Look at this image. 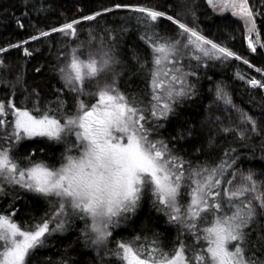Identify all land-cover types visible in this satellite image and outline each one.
Segmentation results:
<instances>
[{"label": "snow or ice", "instance_id": "obj_1", "mask_svg": "<svg viewBox=\"0 0 264 264\" xmlns=\"http://www.w3.org/2000/svg\"><path fill=\"white\" fill-rule=\"evenodd\" d=\"M10 7L0 12L34 31L0 46V69L9 49L27 62L41 51L29 42L50 43L44 62L9 72L0 99V264H264V163L251 167L256 139L264 161V95L249 96L251 114L229 80L209 76L249 62L230 46L233 23L251 52L264 47L253 36L264 34V0H113L61 23L49 0ZM115 11L122 24H81ZM236 76L264 90V79ZM58 145L56 161L42 158ZM29 199L45 205L30 227L14 218ZM145 201L139 234L117 241Z\"/></svg>", "mask_w": 264, "mask_h": 264}, {"label": "trees", "instance_id": "obj_2", "mask_svg": "<svg viewBox=\"0 0 264 264\" xmlns=\"http://www.w3.org/2000/svg\"><path fill=\"white\" fill-rule=\"evenodd\" d=\"M51 3V16L50 19L57 23L64 22L65 19H72L79 15H86L90 10H95L97 5L109 6L113 0H49ZM120 2V0H117ZM132 2H140L150 5H161L165 4L166 0H132ZM251 3H254L255 0H250ZM16 3V0H0V6L6 8L9 16L12 13V8L10 5ZM82 9V10H81ZM208 11L211 13L212 10L209 8ZM199 14V13H198ZM225 16H231V13L223 14ZM216 17L221 16L219 13H215ZM33 20L36 19V14L33 13ZM0 19H3V23H0V46L7 45L9 43H14L17 40L24 39L29 35L34 29L27 27V21H25V29H18L15 25L14 20L5 17L2 12H0ZM126 19L125 11H115L113 13L103 14L98 21H82V26L87 29L89 25L93 27L99 23L100 26H103L105 23L115 25L122 24ZM202 20L205 17H201ZM237 17H232L233 21L238 20ZM211 23V21H209ZM40 27V25H37ZM258 28L261 27L260 22L258 21ZM234 29V30H233ZM232 31V35L235 38V43L230 44L231 47L235 51L239 53L240 56L246 57L248 59V63H245L243 60L238 58H233L232 62L227 66L221 67L217 65L213 68L212 72H209V76H212L215 73V79H219L223 77L225 80H229L232 83L234 90V100L235 102L248 110L251 114H256V110L249 103V96L256 97L257 99L264 95V90L259 89L258 87L252 90V86L247 85L243 79L237 78L236 74L239 73L242 77H254L257 79H264V71H259V69L264 68V47H258L256 52H251V49L248 47L246 39H243V35L245 33V28L243 22L240 21L239 24L233 23L232 28L229 29ZM213 35H215L216 28L213 26L212 28ZM262 33H264V29H262ZM57 39H59L57 37ZM258 40H264V34L258 37ZM50 41L46 39H42L40 43H32L29 42V47L31 48H40V54L35 56V60H40L44 62L43 57L49 55V45ZM4 54H0L3 56ZM52 61H48L49 63L55 60L56 51L52 49L51 51ZM5 59L8 61V67L4 69H0V99L5 98V94L11 95V84H5V81H11L12 77L9 76V72H12V75H15V69L19 65L24 64L27 68H31L32 64L35 60H29L25 62L21 58V51L19 48L9 49ZM255 64L256 67L253 68L252 65ZM37 78L33 77L31 73L28 74V80L31 83L33 80ZM249 89L250 91H245V89ZM17 92H20L21 89L19 86L16 88ZM21 103L24 102L23 96L17 97ZM209 103L208 99L203 100V105L207 106ZM29 107H32L31 103H28ZM201 111L203 114L204 109H196ZM215 111V109H213ZM33 140H39L43 138H31ZM223 139V137L221 138ZM260 143L259 139L255 140V144L253 147L255 148L256 156L255 161L251 167L259 170L261 168V163L264 161H260V151L259 148L256 147ZM34 147L35 145H31ZM40 147H44L43 144L39 145ZM25 147H30L29 145H25ZM62 146H57L56 148H47L45 153L43 154V159L56 161L59 151ZM243 151V149H242ZM245 167H248L246 165ZM26 207H23V210L19 211L15 214L14 218L17 222L24 223L27 226H31L33 223H38L39 220L33 221L32 217H41L43 212L45 211V205L43 200H39L33 203L30 199L26 202ZM150 208V204L145 201L142 205L141 211H138L137 214L133 217L135 221L134 224H124L120 226V229L115 232V237L117 241L120 239L130 240L133 236L138 235L143 223L147 222L146 212ZM5 211V207L3 203H0V213ZM79 223V222H78ZM135 229V231H133ZM174 235V233H173ZM57 248H50L41 250L39 256H52L54 252H57ZM84 258L91 257L93 255L91 250L85 249Z\"/></svg>", "mask_w": 264, "mask_h": 264}, {"label": "rangeland", "instance_id": "obj_3", "mask_svg": "<svg viewBox=\"0 0 264 264\" xmlns=\"http://www.w3.org/2000/svg\"><path fill=\"white\" fill-rule=\"evenodd\" d=\"M250 3H251V2H250ZM226 13H231V12H230V11H227V12H225V13H219V14L223 15V14H226ZM242 22H243V21H242ZM253 36H254L255 39L258 40V37H259V36H256L255 33L253 34ZM246 41H247V40H246ZM258 47H260V45H258L257 48H258Z\"/></svg>", "mask_w": 264, "mask_h": 264}]
</instances>
